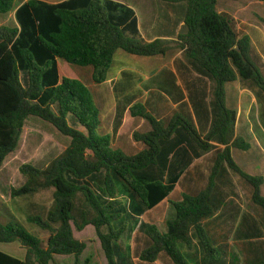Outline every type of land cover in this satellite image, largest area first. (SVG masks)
<instances>
[{"label":"trees","instance_id":"1","mask_svg":"<svg viewBox=\"0 0 264 264\" xmlns=\"http://www.w3.org/2000/svg\"><path fill=\"white\" fill-rule=\"evenodd\" d=\"M15 1L0 0V15L11 12ZM160 1L185 4L187 31L181 39L187 45L191 63L213 82V121L210 132L203 137L194 123L183 116L159 120L145 106L136 104L130 109L131 114L144 118L151 131L134 134L146 148L131 156L115 148L110 136L99 135L100 112L90 89L81 80L61 77L58 61L90 68L92 81L101 84L108 79L118 50L157 56L170 52L174 43H148L128 37L127 34L138 33L137 18L131 8L113 0H66L58 4L30 0L16 12L20 28L0 27V169L19 146L30 117L49 122L71 140L47 167L23 164L20 171L26 182L11 191V197L17 198L53 190V204L46 216L28 217L29 222L50 233L47 240L29 231L0 196V243L19 242L27 251L26 258L21 260L0 250V264H52L56 255H73L79 262L87 243L77 239L74 230L81 231L89 225L96 229L108 264H118L114 243L121 240L127 227H115L121 217L115 211L120 205L116 178L148 208L155 207L175 187L173 181L164 184L142 174L158 163L160 142L183 128L204 150L211 149L209 142L214 137L229 144L234 137L237 112L226 105V84L239 77L264 93V76L251 58V38L239 37L232 19L218 11V0ZM260 1L264 4V0ZM22 74L26 75V83ZM69 115L84 130L72 126ZM233 147L246 149L248 144L238 138ZM224 165L252 187V200L263 211L264 225V177L245 171L233 159L231 147H227L217 154L206 187L197 195H184L181 201L173 203L176 217L168 222V231L162 233L156 225L146 229L152 243L141 253L142 260L154 262L165 253L173 264H191L181 247H191L195 239L204 264L222 261L203 221L215 213L213 197ZM100 172L105 173V178L97 192L85 181ZM254 264H264V258Z\"/></svg>","mask_w":264,"mask_h":264},{"label":"crops","instance_id":"2","mask_svg":"<svg viewBox=\"0 0 264 264\" xmlns=\"http://www.w3.org/2000/svg\"><path fill=\"white\" fill-rule=\"evenodd\" d=\"M28 1L30 0H16L14 9L8 14L0 15V19L11 13L16 18L17 10ZM40 1L58 4L66 0ZM113 1L131 8L137 18L138 33L127 34L128 37L148 43L168 41L174 45L167 54L157 56H138L118 50L108 79L101 84L92 81V70L87 68V77L82 82L90 89L100 112L97 131L99 135L110 136L112 145L127 155L143 151L146 144L136 140L134 134L151 131V125L144 118L133 116L130 111L134 105L142 104L159 120H168L175 115L189 119L205 137L210 132L213 121V82L187 57V45L181 39V35L187 31L185 4L160 0H142L135 3ZM16 22L14 27L20 28L17 18ZM1 26L8 25L0 20ZM61 62L58 61L59 69ZM226 105L237 112L235 133L229 144L214 137L209 142L211 149L204 150L183 128H178L169 140L160 142L158 163L144 170L142 174L164 184L173 181L175 187L155 207L148 208L137 194L126 190L119 179L116 181L117 185L119 183L117 200L120 205L115 211L121 217L115 222V227H127L121 240L114 243L118 264H173L165 253H161L154 262L140 258L141 253L152 243L145 231L151 225H156L162 233L168 231V222L176 217L173 203L181 201L184 195H197L206 187L217 154L227 147H231L233 159L245 171L264 177V93L252 82L238 77L226 84ZM76 128L84 130L82 126ZM257 135H261L262 140ZM238 138L244 139L248 148L233 147ZM261 170L263 172H258ZM104 178L105 173L100 172L85 182L95 190L94 180L97 179L99 185H102ZM239 178L241 177L234 175L224 165L217 177V188L213 197L215 213L203 221L213 246L222 257L218 264H254L264 258V225L260 221L254 223L255 212L261 220L263 211L259 206L254 210L253 189L249 184L247 197L252 203L249 206L241 203L243 196L240 188L236 187ZM262 193L264 194V182ZM0 194L4 197L2 191ZM8 203L11 204L10 201ZM10 206L18 217L15 208ZM74 235L87 243L79 262L85 260L83 258L87 252V258L92 259L91 243L87 241L89 235H94L91 240L98 260L102 258L107 261L94 226L89 225L81 231L75 229ZM10 244H14V248L1 251L24 260L26 249L19 242ZM181 250L187 255L186 260L189 263L204 264L201 248L195 239L191 247L182 245ZM92 263L97 264L96 261Z\"/></svg>","mask_w":264,"mask_h":264},{"label":"rangeland","instance_id":"3","mask_svg":"<svg viewBox=\"0 0 264 264\" xmlns=\"http://www.w3.org/2000/svg\"><path fill=\"white\" fill-rule=\"evenodd\" d=\"M117 1L135 3L142 0ZM218 11L227 14L232 19L234 27L240 38L245 35L252 38L251 58L264 76V21L262 19L264 11L263 2L260 0H218ZM0 20L4 21L11 27H14L17 23L13 13ZM59 71L61 76L81 81L83 78L87 77V68H76L64 61L61 62ZM22 80L26 83V75L22 74ZM53 109L57 111V105H54ZM68 121L72 126H81L72 115L68 116ZM258 136L261 139V135H257L256 137L258 138ZM70 141L69 137L63 135L49 122H46L38 117H30L27 119L23 127L19 146L13 153L7 156L2 168L0 169V192L2 191L4 193V200L7 203L10 201L11 204L8 203L9 206L12 205L15 208L18 218L29 231L37 234L45 240H47L50 233L42 230L36 224L29 222L28 217L31 215L46 216L47 211L53 204V190L50 189L32 196L17 198L11 197V191L13 188L21 187L26 182V178L20 171V167L23 164L29 163L39 168H45L54 158L58 157L65 151V149L69 146ZM258 172L263 171L261 170ZM116 181H118L117 178ZM237 186L240 188L239 190L243 196L241 203L245 206L251 205L252 201H250L249 197H247V187L250 186H248L241 178L238 179V182L236 183V187ZM94 188L95 191H99V183L97 179L94 180ZM253 205L254 210L259 208L256 204L253 203ZM255 213L256 219L254 220V223H258V221L263 223V218H261V220L260 218L258 219L257 212ZM93 236L94 235H89L87 237V241L91 243L92 259L87 258V252L83 258L85 260L79 262V264H93V261H96L97 264H107V261L102 258L98 260L97 253L93 250L94 244L91 240ZM11 248H14V244L0 243V250L9 251ZM184 256L187 258L186 254H184ZM100 257H102L101 252ZM72 259H75L73 255H57V262L55 261L52 264H77L75 261L72 262Z\"/></svg>","mask_w":264,"mask_h":264}]
</instances>
